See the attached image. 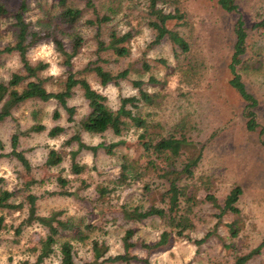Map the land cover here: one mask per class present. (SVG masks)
Returning a JSON list of instances; mask_svg holds the SVG:
<instances>
[{
  "label": "rangeland",
  "instance_id": "obj_1",
  "mask_svg": "<svg viewBox=\"0 0 264 264\" xmlns=\"http://www.w3.org/2000/svg\"><path fill=\"white\" fill-rule=\"evenodd\" d=\"M8 9L9 15L0 14V46H5L14 39L13 14L20 8L22 0H0ZM238 12L225 11L216 0H182V10L186 13L187 24L179 25L171 21L169 26L184 35L191 46V59L195 60L196 70L184 73L178 67L179 59L174 54L173 43L165 38L154 43L156 30L149 25L152 16L144 10V5L130 4L126 0H101L99 12H107L112 16L108 23L100 27L99 39L109 42L113 30L119 33L130 31V54L118 57L111 50L100 49L98 25H92L96 15L81 0H69V5L84 9L83 19L77 29L85 38L80 54L74 59L72 70L86 77L91 85L108 98V104L116 109L124 96L137 95L134 86L137 80L145 81L144 87L150 92L163 93L164 100L154 111V118L166 127L187 115L192 124L191 136L195 141L205 144L203 160L197 169V176H212L214 185L212 193L220 204H224L230 190L240 185L243 189L238 205L245 219L244 228L237 237H232L227 223L233 215H226L220 220V210L211 202L200 203L196 228L190 232L191 239L178 238L176 234L164 236V223L157 219H149L135 224L139 245L134 253L148 258L152 264H237L242 255L250 252L264 240V29L254 28V24L264 19V0H236ZM29 9L25 12L27 21H31L35 29H41L45 23L41 20L53 19L65 6L60 0H29ZM102 6V7H101ZM239 16L245 21L249 33L247 54L243 63L237 66L248 92L256 99L254 111L259 127L251 131L247 127L245 108L247 101L238 89L231 84L232 74L229 68L234 50L236 35L234 27ZM47 25V24H46ZM48 26V25H47ZM32 62H49L44 71L45 77L53 76L64 79L67 68L62 64L54 42L45 40L29 51ZM101 65L104 69L118 73L129 69V77L118 85L102 86L94 71L87 67ZM21 62L17 54L0 57V77L8 79L11 73L20 70ZM166 85L150 83L152 77L165 80ZM165 83V82H164ZM53 88V85H49ZM70 104L77 107L76 118L80 119L88 112L87 101L83 91L75 90ZM60 109L61 117L54 118V112ZM34 124L46 126L42 132L33 131L21 136L18 146L31 163L27 170L14 156L12 151V135L17 129L25 131ZM56 125L66 127V131L53 138L49 130ZM67 112L56 101H28L15 109L13 115L0 122V187L18 190L24 182L35 179L45 180L33 190L40 195L39 211L49 214L52 210L63 211L65 215L84 219L86 223H94L96 227L84 228L79 236L70 235L74 244L78 264H98L92 251L93 240H105L110 247L109 254L123 253L122 238L128 224L120 215L123 202L131 206L149 205L144 196L136 191L134 183L117 185L118 166L122 156L139 157L141 166L146 158H141L142 129L133 127L122 138L125 141L117 148L115 155H108L103 148L94 156L90 150H83L78 161L84 165L81 175L71 171V161L54 168L46 164L50 148H60L65 140L73 134ZM112 132L103 135L83 133L84 141L89 145L100 142L118 141ZM62 175L72 179L70 187H78L82 180L87 187L81 189L76 196H48L45 191L56 189V177ZM98 186L113 189L107 203L101 205ZM162 206L164 204L160 203ZM98 209L104 208L103 218ZM7 224L17 225L25 216L23 212H10L0 208ZM96 221V223H95ZM45 235V230L35 224L25 229L20 242L14 241L9 234L0 238V264H20L23 260H34L32 247L38 245ZM69 235V234H68ZM202 244H195V239L205 238ZM68 236H62L66 239ZM142 243H146L145 247ZM43 264H60L59 250ZM119 264V263H107ZM136 264H143L138 262ZM246 264H264V248L254 255Z\"/></svg>",
  "mask_w": 264,
  "mask_h": 264
},
{
  "label": "trees",
  "instance_id": "obj_2",
  "mask_svg": "<svg viewBox=\"0 0 264 264\" xmlns=\"http://www.w3.org/2000/svg\"><path fill=\"white\" fill-rule=\"evenodd\" d=\"M85 2L87 9L92 10L96 15L95 20H90L92 25H98V39L102 34L100 27L103 23L111 21L112 16L107 12H99L101 0H81ZM129 4L144 5V10L152 16L149 25L156 30L154 43H160L167 38L173 43L174 54L179 59L178 67L182 72L192 74L197 65L191 59V46L188 39L169 23L176 21L179 25L187 24L186 13L182 10V0H126ZM217 3L227 12H238L239 6L236 0H216ZM29 0H22L20 8L13 14L14 17V39L5 46H0V57L17 54L20 58L21 68L11 73L8 79L0 77V122L13 115L15 109L28 101H56L68 114V121L71 123L73 134L65 140L60 148H50L46 164L49 168L62 165L69 157L71 171L74 175H81L84 172V165L78 161V155L83 150H90L94 156L98 155L101 148L108 155H115L117 148L125 143L123 136L133 127L142 129V147L144 151L141 158H146L145 165L141 166L139 157L130 158L122 156V162L118 166L117 185L134 183L136 191L146 198L149 205L145 204L131 206L123 202L120 206V217L128 224L122 238L123 253L116 255L109 254L110 247L105 240H93L92 251L94 261L98 264L119 263V264H152L148 258H143L134 253L139 245L136 238L137 228L135 224L149 219H157L164 223V236L176 234L178 238L191 239L190 232L196 228V219L200 203L211 202L220 210L218 217L221 220L226 215H233V219L227 223L232 237H237L244 228L245 219L242 217V210L238 205L243 194L240 185L234 186L226 196L224 204H220L218 198L212 193L214 178L212 176H197L205 150V144L195 141L191 136L192 124L188 116L181 117L177 122L166 127L160 120L153 116L154 111L164 100L163 93L150 92L144 87L145 81L137 80L134 86L138 89L137 95L124 96L120 100L118 108L114 109L108 104V98L99 90L95 89L90 81L78 72L72 70L74 59L80 54L85 44V38L77 29V25L83 19L85 10L69 5V0H60L64 9L48 20H41L45 24L41 29H35L31 21L25 18V12L29 9ZM102 7V6H101ZM0 14L9 15L8 9L0 2ZM48 26H47V25ZM254 28L264 29V19L255 23ZM236 40L234 50L229 63L232 74L231 84L240 91L247 101L245 113L247 127L254 131L259 123L254 111L256 99L248 92L237 66L243 63L247 54L249 33L246 30L245 21L242 16L236 21L234 27ZM133 34L128 31L119 33L113 30L109 36V42L99 39L100 49L111 50L118 57H126L130 54V41ZM51 40L54 42L56 51L62 64L67 68V75L64 79H56L52 75L45 77L43 74L50 63L44 61L32 62L29 51L35 45ZM87 70L94 71L102 86L109 84L118 85L122 80L129 77V69L113 73L104 69L101 65L87 67ZM169 75L165 80L152 77L150 83L166 85ZM165 82V83H164ZM49 85H53L50 88ZM83 91L87 101L88 112L80 119L76 118L77 107L70 104V99L75 95V90ZM61 117L60 109L54 112V118ZM46 126L34 124L29 129L21 131L17 129L12 135V151L9 155L16 157L27 169H31V163L23 151L18 150L21 136L30 134L33 131L42 132ZM66 131L61 125L53 126L49 134L56 138ZM103 135L112 132L118 141L106 143L100 142L97 145H89L83 139V133ZM0 148L3 142L0 140ZM3 179H0L2 181ZM72 179L59 175L56 177V189L45 191L48 196H76L81 189L87 187L86 181L75 189L70 187ZM45 180H32L24 182L23 187L18 190H10L0 187V208L10 212H23L26 216L17 224H7L4 215H0V238L9 234L14 241L19 243L26 228L35 224L45 230V235L39 240L38 245L32 247L34 260L26 259L20 264H43L56 254L57 249L60 255V264H78L76 252L70 235L79 236L83 234L84 228L91 229L97 226L86 223L84 219H77L65 215L63 211L52 210L49 214H42L39 211V201L42 196L34 192L36 185L44 184ZM113 189L106 186H98L96 191L99 194L101 205L107 203ZM160 203L164 204L162 206ZM98 209V207H94ZM103 218L104 208L98 209ZM96 223V221H95ZM69 234V235H68ZM62 236H68L61 239ZM206 240L195 239V244H202ZM145 247L146 243H142ZM264 248V240L253 250L238 258L237 264H246L254 255L259 254ZM88 264V263H85Z\"/></svg>",
  "mask_w": 264,
  "mask_h": 264
}]
</instances>
